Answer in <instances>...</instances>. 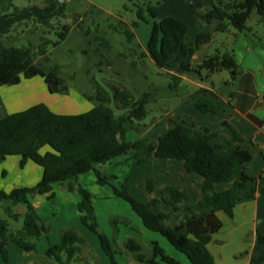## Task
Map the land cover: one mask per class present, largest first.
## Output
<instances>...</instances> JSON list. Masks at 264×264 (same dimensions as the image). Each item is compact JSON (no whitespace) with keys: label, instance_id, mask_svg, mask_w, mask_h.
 Returning a JSON list of instances; mask_svg holds the SVG:
<instances>
[{"label":"trees","instance_id":"16d2710c","mask_svg":"<svg viewBox=\"0 0 264 264\" xmlns=\"http://www.w3.org/2000/svg\"><path fill=\"white\" fill-rule=\"evenodd\" d=\"M147 1L139 0L140 3L134 4L136 20L129 24L130 27L146 21L147 15L153 19L157 17L156 5L148 2L146 8L140 6ZM65 6L59 0H44L41 5L14 8L8 14H0V86L17 85L22 78L35 76L43 78L51 92L50 83L64 84L65 79L59 66L49 58L48 51L65 40L73 24L85 31L86 35L90 33V27H93L97 33L93 39L101 47L109 48L112 36H119L125 46L121 56L133 58L135 49L130 44L134 33L130 28H120L125 24L120 15L101 19L92 11H85L76 15L72 22L61 24L58 21L66 17ZM198 8L200 18L209 28L196 35L192 46L188 45L187 25L179 18L167 16L160 21L153 20L146 51H141L140 57L151 59L160 69L171 67L172 62H180L183 72L201 74L227 70L230 84L240 73L232 50H216L196 65L183 59L193 54L201 45L209 43L213 32L226 33L233 29L236 34L244 31L253 33L248 21L255 15L257 22L264 23V0H200ZM29 23L44 27L38 42L28 41L25 45H15V38L11 39L10 36L12 30ZM51 30L56 39L49 37ZM259 44L264 47L263 38H259ZM132 63L141 67L145 78L152 80L156 91L139 90L127 77L108 69L109 64L104 65L100 61L87 71L95 92L93 98L97 101L89 110L77 114H58L45 104L38 103L0 119V162L6 156L17 155L20 156L21 168L27 160L42 168L41 179L34 186L15 187L9 192L0 190V208L8 218L18 219L14 206L22 204L26 207L19 229L11 230L8 220L0 217V255L5 263L9 258V243H14L25 251L34 250L35 241L49 231V226L39 216L29 197L46 194L48 199H53L55 194L52 185L58 183L68 191L79 193L77 210L80 221L97 236L111 264H125L116 260L115 254L120 250L114 249L107 235L99 230L91 193L74 180L81 174L93 171L97 184L109 185L116 197L129 204L146 229L165 237L191 264H215L207 244L221 227L216 212L223 211L232 217L239 200L243 197L254 198L256 178L246 173L252 155L246 149L231 147V140L213 144L211 139L215 133H209L207 129H201L195 124L186 125L184 121L173 122L167 131L158 136L155 143L142 137L127 139L129 130L140 134L153 124V120L148 124L141 123L147 114V104L157 101L164 94L182 95L184 100L191 98H186L179 76L172 73H152L144 60L138 62L133 58ZM93 71L107 73L112 79H103L99 83L94 78ZM161 84L167 87L164 93L157 92ZM66 91L67 88L63 92ZM84 97L91 99L87 95ZM194 105L203 114L215 115L220 110V103L210 99H198ZM43 147L49 149L41 152ZM130 151L134 152L132 158L139 165L145 162V158L139 156V151L159 159L181 161L187 173H194L202 178V192L205 196L199 201V206L202 209L209 208V211H194L187 207L184 219L175 223L170 221L172 213L178 212L180 205L190 199L189 192L180 183L167 182L156 189L157 196L149 201H142L130 193L128 178L119 181L115 174L96 167ZM5 173L3 171L2 175ZM225 182H230L231 186L222 191L215 190V185ZM145 183L146 191L152 194L155 190L154 181L149 178ZM161 204L169 210H162ZM110 222L114 227L119 222L128 224L127 220L117 216L112 217ZM84 244V239L75 228L64 227L60 231V242L48 247L45 258L53 260L55 264H70L78 258ZM124 246L138 263L180 264L165 255L156 243H153L149 254L143 252L134 238H128ZM260 247H264V236L258 233L254 249ZM155 258H159V261ZM253 262L264 264V258L256 257Z\"/></svg>","mask_w":264,"mask_h":264},{"label":"crops","instance_id":"0c3cea01","mask_svg":"<svg viewBox=\"0 0 264 264\" xmlns=\"http://www.w3.org/2000/svg\"><path fill=\"white\" fill-rule=\"evenodd\" d=\"M43 1L0 0V14H8L14 8H23L34 4L41 5ZM198 2L200 0H167L165 5L157 8L156 20L160 21L167 16L181 19L187 25L188 45L192 46L196 35L209 28V25L199 16ZM61 3L66 5V17L59 19L61 23H70L76 18V15L91 11L87 7L86 0H69ZM124 23L120 28H129V23L127 21H124ZM248 25L253 28L254 34L248 31L236 34L233 29L226 33L213 32L212 40L209 43L201 45L193 54L183 59V61L192 65L199 64L206 56L219 50L214 46L216 43L222 44V46H225L224 50L230 49L233 51L235 61L240 69V73L230 84H228L230 74L227 70L212 73L202 72L201 74L183 72L180 68V62H172L171 67L160 69L151 59L147 57L137 58L134 55L133 58L138 62L144 60L147 68L152 73H172L179 76L181 78L180 85L186 98L188 96H191V98L184 100L182 95L164 94L157 101L147 104V114L141 123L148 124L153 120V124L140 134L129 130L126 134L127 139L136 140L142 137L155 143L158 136L167 131L173 125V122L184 121L186 125L195 124L201 129H207L209 133H215L216 135L211 139L213 144L231 140V147L246 149L251 153L252 158L253 156L256 159L259 157L264 163V131L262 129L264 125V47L259 44V38L264 40V37L256 36L254 23L251 22ZM27 26L28 24L20 26L19 31L22 32L23 36L16 37L17 34H10L11 39L28 38L27 34L30 31L27 32L21 28ZM148 27V36L145 41L138 42L136 35L131 41V46L136 50L138 56L141 51H146L149 37ZM95 34L93 28L86 35L85 31L80 30L76 24H73L65 40L58 46L49 49L48 55L58 64L60 71L68 76L74 72L76 73V69H79V67L82 69V71L79 69L81 74L90 67V63L80 66L75 61L76 56L82 54L83 50H87L88 55H95L94 61L100 60L104 65L109 64L107 65L108 69L128 77L139 90L156 91L152 85V80L145 78L139 65L134 66L132 64L133 58L121 56L124 46L120 39H111L110 47L105 48L100 47L99 43L93 39ZM97 49L105 56L104 59L100 58V53L96 52ZM74 82L75 80L69 87L70 95L64 96L60 100L63 101L62 104L52 100V95H47L48 87L39 76L29 79L22 78L17 85H2L0 86V119L38 103L45 104L51 111L58 114L82 113L81 110L85 112L96 105L97 101L93 98L95 92L91 85L88 82H83V88H77ZM160 86L157 88V92L164 93L167 90L166 85L161 84ZM36 88L39 95L35 92ZM73 90L77 96H72ZM84 95L89 96L91 99L85 98ZM201 98L218 101L220 103L219 112L215 115L199 112L194 103ZM48 149V147H43L41 152ZM133 154L134 152L130 151L105 164L96 165V167L106 173L115 174L119 181L128 178L130 193L136 196L133 194V179L130 171L132 167L139 166V164L132 158ZM139 156L145 158V162L140 165L147 166L152 163L153 166H156L154 177L149 174H140L141 176L137 179L141 188L144 189V194L140 200L149 201L152 197L157 196V188L167 182L174 181L180 183L189 192L190 199L180 205L178 212L172 213L170 221L179 223L183 220L187 207L192 208L194 211H209V208L202 209L199 206V201L205 196L202 192V178L199 175L187 173L181 161L159 159L153 155H146L141 151H139ZM35 164L31 160H27L21 168L20 156H6L0 162V190L9 192L15 187L34 186L42 176V168ZM3 171L6 172L5 175H2ZM246 173L248 174L247 170ZM149 178H153L155 184V190L152 194L146 191L145 182ZM255 178L253 199L243 197L239 200L233 209L232 217L223 211L216 212L221 221V227L212 235L210 242L207 244L215 264H256L253 262L254 258H264L256 255L257 249H254L258 233L264 236V230L259 229L260 224L264 223V206H262V212H260L261 203L263 204L264 200V182L262 177ZM74 180L91 193L97 217L99 212L97 206L99 204L106 212L108 220H111L114 216L127 220V225L121 222L116 224L114 227L116 232H113L109 227L104 228L102 231L111 241L113 248L120 250L115 254L117 261L125 264H142L138 263L133 254L127 252L124 246L128 238H134L141 245L143 252L147 254L151 251L153 243H156L165 255L170 256L180 264H191L187 257L175 250L165 237L146 229L131 207L125 204L127 202L116 197L109 185L97 184L93 171L81 174ZM230 186V182L220 183L215 185V190L222 191ZM52 191L55 194L54 199H52L53 204L46 194L29 197L39 216L50 227L49 231L35 241L34 250L25 251L14 243H9L7 247L9 252L8 262L5 263L0 255V264H55L53 260L45 258V252L51 244L60 242V231L64 227L75 228L85 241V244L80 248L78 258L72 260L70 264H111L109 257L103 252L99 240L96 242L90 236L89 230L80 221L77 210V204L80 200L79 193L68 191L58 183L52 185ZM161 209L169 210L164 204H161ZM13 210L18 214L17 220L8 218L1 208L0 217L8 220L11 230H16L22 226L21 220H23L26 207L19 204L14 206ZM155 260L159 261V258H155Z\"/></svg>","mask_w":264,"mask_h":264},{"label":"rangeland","instance_id":"374dc122","mask_svg":"<svg viewBox=\"0 0 264 264\" xmlns=\"http://www.w3.org/2000/svg\"><path fill=\"white\" fill-rule=\"evenodd\" d=\"M86 1H87V3H86L87 7L89 8V10L93 11L99 18L106 19V18L110 17L111 15H115V16L120 15L121 18L124 21H127L129 24L131 22H133L134 20H136V6H134V4L135 3H140L139 0H86ZM166 1L167 0H165V1H163V0H148L147 2L144 3V5L143 4H141V5L139 4V5L142 8H146L147 3L150 2L151 4L156 5L157 8L158 7L161 8V6L165 5ZM154 19L156 20L157 17L154 18ZM154 19L147 15L146 16V21H140L138 26L130 27V25H129V28L135 29L132 32L134 33V36L136 35V39H137L138 42H142V41L146 40V37L148 36L147 27L150 25L148 27L149 28V33H150V28L152 27V23H153ZM53 22H54V24L57 23L56 20H54ZM251 22L255 24L254 31L256 32V36L264 37V23L257 22L256 19H255V15H253L251 17V19L248 21L249 24ZM58 23H61V22L58 21ZM21 28H22V30H26L27 32L30 31V33L27 34L28 38L27 37L26 38L25 37H21V38H16L15 40H13L15 45H17V46L25 45V44H27L28 41H31L33 43L38 42L39 36L42 35L43 32H44V27L36 26V25H34L32 23L28 24L27 27H21ZM91 28H93V27H91ZM19 29H20V26L16 27L14 30H12L11 34H17L16 37L23 36L22 32H20ZM18 32H20V33H18ZM50 32L51 33L49 34V37L51 39H56V35H55L54 31L51 30ZM108 33H110V31H108ZM112 37H113L112 39H115V40L119 39V36L118 37L117 36H112ZM4 41H6V42L8 41L9 42L10 40H4ZM11 42H12V40H11ZM130 46H131V44H130ZM214 46L217 47L220 51H225L224 50L225 46H222V44H220V43H216ZM124 47H123V51H124ZM131 47L133 48V46H131ZM96 52L100 53L98 49L96 50ZM86 54H87V50H83L82 54H80V55L75 57V61L80 66L81 65H86L87 63H90L91 65L88 64V65H90V67H88L85 70V72H83V74H81L80 70H79V69H81V67H79V69L78 68L76 69L77 70L76 73L74 72L73 74H70L68 76L64 75L60 71L61 75L65 79V83L64 84L67 85V91L66 92H60V91L59 92H51V91H48L49 90L48 89L46 93H47L48 96H49V94L52 95L51 96L52 100H54L57 103H61L62 104L63 101H60V100H62L64 98V96L70 95L69 87L73 83V80H75L74 84H76L77 88H83L82 87V83L83 82H88L90 84L89 78L87 76V71L89 69H92L95 64L100 62V60L99 61H94V56H95L94 54L93 55L92 54L91 55L90 54L86 55ZM132 55L133 56L135 55L137 58L140 57V55L139 56L137 55L136 50H135V52H133ZM99 56H100L101 59L105 58V56H103L101 53L99 54ZM126 58H131L132 59V57H130V56L126 57ZM140 69H141V67H140ZM81 71H82V69H81ZM93 74H94V78L99 83H101L103 79H112V77L109 76V74H107V73H99V72L93 71ZM91 87H92V85H91ZM35 92H36L37 95H39V93L37 92V88L35 89ZM72 96L73 97L77 96L76 93L74 92V90L72 91ZM81 112H83V110H81ZM35 165H37V164H35ZM155 167L156 166H153V164L151 163V164H149L147 166L139 165V166H134V167L131 168L130 173H132V179H133V181H132L133 194L137 196V197L135 196L137 199H141L142 195L144 194V189H142L141 185L138 183V180H137L138 177L141 176L140 174H144V175L149 174V175H151V177H154V175L156 173V170H154ZM247 172H248V174H250V175H252L254 177H258V178L262 177L263 178V182H264V163L262 162V160L259 157H258V159H256L255 156H253L251 162H249V165H248V168H247ZM49 200H52V199H49ZM53 203L54 202L52 200V204ZM125 204L127 206H129L127 203H125ZM262 206H264V200H263V204L261 203L260 212H262V208H263ZM97 210L99 211L98 212V217L96 216L97 222H98V225H99V230L103 231L104 228L109 227L111 230H113V232H116L115 229H114L113 224L110 222V220H108L106 212L103 210V208L101 206H99V204L97 206ZM263 210H264V208H263ZM21 222H22V220H21ZM49 229H50V227H49ZM259 229H263L264 230V223L260 224ZM88 232H89L90 236H92V238H94L96 240V242H98L97 236L94 233L90 232V231H88ZM256 255L264 257V247H260L259 249H257Z\"/></svg>","mask_w":264,"mask_h":264},{"label":"water","instance_id":"95a60500","mask_svg":"<svg viewBox=\"0 0 264 264\" xmlns=\"http://www.w3.org/2000/svg\"><path fill=\"white\" fill-rule=\"evenodd\" d=\"M50 87L52 88L53 92H63L66 88V84L58 85L56 82L50 83Z\"/></svg>","mask_w":264,"mask_h":264},{"label":"built area","instance_id":"2783aa9c","mask_svg":"<svg viewBox=\"0 0 264 264\" xmlns=\"http://www.w3.org/2000/svg\"><path fill=\"white\" fill-rule=\"evenodd\" d=\"M62 1L64 2V1H69V0H61V2H62ZM262 129H263V131H264V125H263Z\"/></svg>","mask_w":264,"mask_h":264}]
</instances>
